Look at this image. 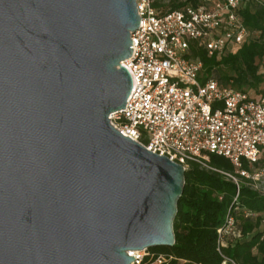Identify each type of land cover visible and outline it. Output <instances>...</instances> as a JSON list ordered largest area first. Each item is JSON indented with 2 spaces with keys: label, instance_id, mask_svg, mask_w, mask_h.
Segmentation results:
<instances>
[{
  "label": "water",
  "instance_id": "water-1",
  "mask_svg": "<svg viewBox=\"0 0 264 264\" xmlns=\"http://www.w3.org/2000/svg\"><path fill=\"white\" fill-rule=\"evenodd\" d=\"M135 0H0V264L172 246L185 168L122 135Z\"/></svg>",
  "mask_w": 264,
  "mask_h": 264
},
{
  "label": "built area",
  "instance_id": "built-area-1",
  "mask_svg": "<svg viewBox=\"0 0 264 264\" xmlns=\"http://www.w3.org/2000/svg\"><path fill=\"white\" fill-rule=\"evenodd\" d=\"M140 17L130 33L132 54L122 64L132 79L133 93L125 108L109 115L110 124L147 150L166 156L185 169L190 162L221 173L236 186L232 204L216 229L220 264H241L223 248L242 237L234 211L256 213L238 206L242 180L264 195V95L200 82L202 62L190 56L191 42L219 57L241 45L250 31L239 14L246 0H199L162 11L153 0H135ZM225 157L234 173L208 165L209 155ZM240 209V210H239ZM264 223V219L262 220ZM131 264H144L145 250L127 251ZM157 255L147 264H163Z\"/></svg>",
  "mask_w": 264,
  "mask_h": 264
},
{
  "label": "trees",
  "instance_id": "trees-1",
  "mask_svg": "<svg viewBox=\"0 0 264 264\" xmlns=\"http://www.w3.org/2000/svg\"><path fill=\"white\" fill-rule=\"evenodd\" d=\"M199 0H153V6L174 10L184 4L196 5ZM239 14L250 36L237 48L216 57L208 55L205 48L191 42L190 56L202 62L199 81L208 78L218 81L220 86H230L254 95H264L257 90L263 81L259 73V61L264 62V0H246ZM260 161L258 164H262ZM208 165L234 173L233 165L223 156L210 154ZM236 186L224 175L190 162L184 172V188L177 203L173 221L175 241L172 246H155L147 249L144 264L162 254L168 258L163 264H220L216 249V229L232 204ZM238 206L256 213L255 217H243L234 211L242 237L223 248L224 254L241 264H264V195H260L242 180L238 190ZM240 210V209H239Z\"/></svg>",
  "mask_w": 264,
  "mask_h": 264
},
{
  "label": "rangeland",
  "instance_id": "rangeland-1",
  "mask_svg": "<svg viewBox=\"0 0 264 264\" xmlns=\"http://www.w3.org/2000/svg\"><path fill=\"white\" fill-rule=\"evenodd\" d=\"M168 0H164L165 3H167ZM259 73H261L263 75V81L261 83H259V85L257 86V90L259 91H263L264 90V62L263 61H259ZM249 93L252 92L251 89H246ZM264 226V225H263ZM146 253H148L147 249L145 250Z\"/></svg>",
  "mask_w": 264,
  "mask_h": 264
}]
</instances>
